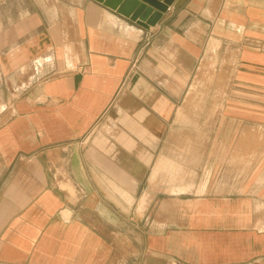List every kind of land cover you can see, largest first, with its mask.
I'll return each mask as SVG.
<instances>
[{"label": "crops", "instance_id": "obj_1", "mask_svg": "<svg viewBox=\"0 0 264 264\" xmlns=\"http://www.w3.org/2000/svg\"><path fill=\"white\" fill-rule=\"evenodd\" d=\"M200 74L213 129L182 156L219 188L173 207L151 178ZM104 124L117 145L94 149ZM258 138L264 0H175L149 29L95 0H0V264H264Z\"/></svg>", "mask_w": 264, "mask_h": 264}, {"label": "rangeland", "instance_id": "obj_2", "mask_svg": "<svg viewBox=\"0 0 264 264\" xmlns=\"http://www.w3.org/2000/svg\"><path fill=\"white\" fill-rule=\"evenodd\" d=\"M213 81V74H200L191 86V89L188 92V95L184 98V107H181V112L178 113L177 123L173 128V136L168 140L167 155H161L157 159V170L152 175V183H156V194L158 200H170L173 199L174 203L172 206H178L181 200V197H186V193L188 192L189 196L192 195H201L210 194L218 191V186L215 184L218 180V175L215 172L210 170H198L197 167H202L200 161L198 162L197 150L190 147L189 150V160L187 163L186 157L182 156L181 142H186V139L182 140L180 136L184 134H189L190 136H195V132L198 130H212L213 123L208 122V119H212V113L214 112V108L211 107H203V100L210 99L213 97L212 91L198 89L200 83H205L206 86L211 84ZM208 83V84H207ZM218 93V92H217ZM223 97L227 92H220ZM226 113H223L222 108V116H221V130H231L235 129V126L229 124V122L225 121ZM225 121V122H224ZM108 124H104L95 132L94 137L92 139V146L95 148H101L102 146L105 148L107 146H116L117 142V131L119 128L113 126H107ZM218 127V125H217ZM219 129V127H218ZM237 129H240L237 126ZM255 131H261L262 128H253ZM190 143L196 142V139H189ZM207 141V140H206ZM254 143H264V139H253ZM211 142V141H210ZM222 147H224L222 145ZM240 146L238 145V149ZM211 152V147H210ZM239 152V150H238ZM221 162H229V151L227 149L221 150ZM238 154L237 162L244 161V155ZM249 156V155H248ZM208 157H212L209 155ZM199 158H202V155H199ZM251 158L253 162H262L264 161V153L259 151H253L251 154ZM234 161V156H233ZM187 165L189 166V170L187 171ZM215 165V162H210L209 164ZM141 173L140 176H142ZM221 179V177H220ZM209 180V185L202 187ZM146 182V181H145ZM218 185V184H217ZM179 188H189L187 191L178 192ZM182 194H185L182 196ZM178 202V203H175ZM149 202L142 203V209L146 211V215H149L148 211ZM163 206L159 202L156 204L157 210L159 207ZM154 208V205H153Z\"/></svg>", "mask_w": 264, "mask_h": 264}, {"label": "water", "instance_id": "obj_3", "mask_svg": "<svg viewBox=\"0 0 264 264\" xmlns=\"http://www.w3.org/2000/svg\"><path fill=\"white\" fill-rule=\"evenodd\" d=\"M123 17L149 29L168 13L175 0H95ZM182 14L178 20H180Z\"/></svg>", "mask_w": 264, "mask_h": 264}]
</instances>
